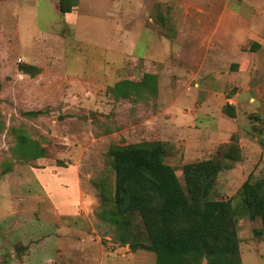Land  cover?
<instances>
[{
    "label": "rangeland",
    "instance_id": "374dc122",
    "mask_svg": "<svg viewBox=\"0 0 264 264\" xmlns=\"http://www.w3.org/2000/svg\"><path fill=\"white\" fill-rule=\"evenodd\" d=\"M78 1L81 9L99 5L82 12L74 29L53 0H0V163L12 159V128L26 129L47 149L34 161L14 159L13 170L0 175V264H156L154 252L116 243L100 217L102 187L113 190L114 143L164 141L166 162L184 184V164L216 156L235 135L241 159L225 161L210 198L237 197L249 177H264V88L253 72L235 80L221 20L207 24L197 12L202 23L192 26L195 11L175 0ZM156 2L165 26L156 20ZM142 21L144 32L135 33ZM149 43L154 57L166 52L159 65L141 59ZM251 43L244 50L254 51ZM25 62L42 72L23 73ZM147 71L158 75L156 96L116 99L109 92ZM226 103L235 117L224 112ZM38 109L44 113L25 114ZM61 167L77 169L82 181V201L64 216L40 181ZM261 227L260 218H238L243 264H264V237L255 233Z\"/></svg>",
    "mask_w": 264,
    "mask_h": 264
},
{
    "label": "trees",
    "instance_id": "16d2710c",
    "mask_svg": "<svg viewBox=\"0 0 264 264\" xmlns=\"http://www.w3.org/2000/svg\"><path fill=\"white\" fill-rule=\"evenodd\" d=\"M159 4L154 5L156 20L165 26L167 19ZM75 5L76 0H59V12H71ZM19 69L33 77L42 72L40 66L28 62ZM108 90L116 99L153 97L158 93V75L147 72L141 80L123 79ZM223 110L236 116L230 103ZM42 113L43 109L25 112L29 116ZM12 132V159L0 163V175L13 170L14 159L29 162L47 153L26 129L12 128ZM166 151L167 144L160 140L110 145L115 179L113 190L106 184L102 187L100 217L114 228V241L129 245L132 251L154 252L156 264H243L238 218H260L262 227L255 233L264 237V177H249L237 197L210 198L225 161L241 159L237 136L221 145L216 156L184 164V184L166 162Z\"/></svg>",
    "mask_w": 264,
    "mask_h": 264
},
{
    "label": "crops",
    "instance_id": "0c3cea01",
    "mask_svg": "<svg viewBox=\"0 0 264 264\" xmlns=\"http://www.w3.org/2000/svg\"><path fill=\"white\" fill-rule=\"evenodd\" d=\"M179 1H181V3ZM53 2V6L59 11V0H53ZM80 3H82V1L76 0V5L73 7V10L63 14V17L65 16L66 18V22L74 29H77V20L82 12H86L87 10L91 11L99 5L93 3L81 9L83 6ZM178 4L181 5L182 11H195V13H193V18L190 20L192 26L199 24V22L200 24L202 23V17L197 16V12L205 14V17L207 16V24H209L208 21L215 22L221 20L224 53L231 58L233 61L232 63L236 65L232 72L235 74V80L238 81L243 76H246V78L248 77L247 80H249L254 73L260 80V84H262L260 87L264 88V0H184V2L183 0H175L173 5L177 6ZM186 17L187 15H184V19H186ZM141 25V28L135 33L144 32L145 22L142 21ZM129 34H132V31L129 32ZM156 36L160 38L157 34ZM249 41L252 42L251 44L257 45L254 51L250 49L244 50V47L247 46ZM147 46V52L141 59H143L145 63H150L152 61L151 59H153L156 61L155 64L159 65V62L166 58V52L163 51L161 55L159 54V57H154L151 55L150 47L152 46H150V43ZM260 76L262 79H260ZM117 82L118 81H116V83ZM248 89H251L250 85ZM240 90L238 94L243 93L244 96V91ZM222 131V133H225V129ZM54 171H56L57 174L53 177L47 172L41 173L40 181L45 185L46 190L51 196V202L53 201L52 203L57 205V213L61 214V216H64V214L69 215L66 214V211L71 209L70 206L76 208L78 207V202L82 201L81 176L77 169H69V167H61ZM54 182L58 185L59 183H61V185L67 183L69 187L66 189L59 185V188H56ZM71 196L73 198H71ZM59 203H62L61 206L63 207H60L58 205ZM151 255L154 257L153 254Z\"/></svg>",
    "mask_w": 264,
    "mask_h": 264
}]
</instances>
